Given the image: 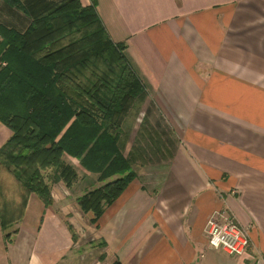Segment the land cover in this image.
<instances>
[{"label": "crops", "instance_id": "1", "mask_svg": "<svg viewBox=\"0 0 264 264\" xmlns=\"http://www.w3.org/2000/svg\"><path fill=\"white\" fill-rule=\"evenodd\" d=\"M96 1L145 88L119 129L135 177L93 224L76 197L99 175L64 154L78 180L54 183L47 207L27 196L0 228V264H264V0ZM0 8L13 14L1 25L25 30ZM10 134L0 123V146ZM217 211L247 233L243 254L208 245Z\"/></svg>", "mask_w": 264, "mask_h": 264}, {"label": "trees", "instance_id": "2", "mask_svg": "<svg viewBox=\"0 0 264 264\" xmlns=\"http://www.w3.org/2000/svg\"><path fill=\"white\" fill-rule=\"evenodd\" d=\"M1 1L29 24L24 31L0 24V60L6 62L0 68V123L11 131L0 146V171L19 189L16 200L0 182V228L8 230L21 217L30 193L47 207L54 183L71 187L78 180L64 154L99 175L98 186L76 197L95 224L135 177L119 129L144 96V85L125 56L126 43L110 38L96 0Z\"/></svg>", "mask_w": 264, "mask_h": 264}, {"label": "built area", "instance_id": "3", "mask_svg": "<svg viewBox=\"0 0 264 264\" xmlns=\"http://www.w3.org/2000/svg\"><path fill=\"white\" fill-rule=\"evenodd\" d=\"M5 65L6 62L0 60V68ZM204 231L207 243L213 249H220L234 256L243 254L248 248V235L237 224L233 214L223 211L212 213L207 219Z\"/></svg>", "mask_w": 264, "mask_h": 264}, {"label": "rangeland", "instance_id": "4", "mask_svg": "<svg viewBox=\"0 0 264 264\" xmlns=\"http://www.w3.org/2000/svg\"><path fill=\"white\" fill-rule=\"evenodd\" d=\"M1 14L2 16L5 15V16L13 17L12 13L2 10L0 8V15ZM0 178H1L0 182L2 183L1 187L5 189V191L7 192V195L18 200L17 195H18L19 189H18V185H15L12 176L2 169L0 171Z\"/></svg>", "mask_w": 264, "mask_h": 264}]
</instances>
